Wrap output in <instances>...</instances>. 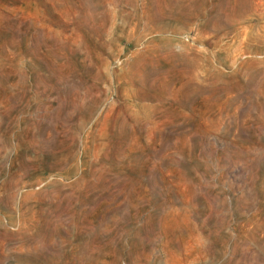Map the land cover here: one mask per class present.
I'll return each instance as SVG.
<instances>
[{
  "label": "rangeland",
  "instance_id": "374dc122",
  "mask_svg": "<svg viewBox=\"0 0 264 264\" xmlns=\"http://www.w3.org/2000/svg\"><path fill=\"white\" fill-rule=\"evenodd\" d=\"M0 264H264V0H0Z\"/></svg>",
  "mask_w": 264,
  "mask_h": 264
},
{
  "label": "bare ground",
  "instance_id": "6f19581e",
  "mask_svg": "<svg viewBox=\"0 0 264 264\" xmlns=\"http://www.w3.org/2000/svg\"><path fill=\"white\" fill-rule=\"evenodd\" d=\"M167 1V0H166ZM176 1V0H175ZM189 5V4H188ZM188 7V6H187ZM188 9H189V7H188ZM168 10V9H167ZM190 11V10H189ZM191 12V11H190ZM180 13V12H179ZM182 14H184V13H182ZM182 16V15H181ZM170 52V51H169ZM172 54V53H171ZM176 56V55H175ZM156 76V75H155Z\"/></svg>",
  "mask_w": 264,
  "mask_h": 264
}]
</instances>
